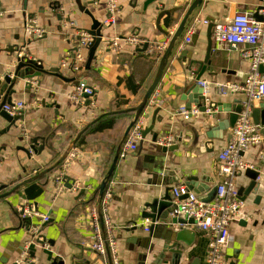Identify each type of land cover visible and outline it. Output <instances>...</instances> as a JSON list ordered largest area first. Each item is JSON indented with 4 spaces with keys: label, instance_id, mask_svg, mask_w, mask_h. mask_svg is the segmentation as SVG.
I'll return each mask as SVG.
<instances>
[{
    "label": "crops",
    "instance_id": "obj_1",
    "mask_svg": "<svg viewBox=\"0 0 264 264\" xmlns=\"http://www.w3.org/2000/svg\"><path fill=\"white\" fill-rule=\"evenodd\" d=\"M146 1L119 0L116 23L105 24L107 1L81 0V4L104 25L96 59L87 68L89 47L82 48L84 60L75 71L77 38L79 33L92 26L91 17L80 9L77 0H0V73L13 67L19 50L42 62L43 69L50 72L35 78L30 88L24 81L14 87L12 102L22 100L27 107L23 119L18 121L19 126H13L0 137V147L4 146L0 152V184H7L10 189L20 177L52 166L68 150L78 133L88 127L82 135L85 138L83 145L75 144L71 150L74 156L39 181L44 192L38 197L37 206L23 200L17 192L0 197V264H14L19 260L22 264H55L60 260L65 264H110L109 255L102 257L91 247L94 232L90 214L93 208H99L100 185L134 117L133 112H110L137 106L159 66V60H152L154 55L137 51V45L127 39L134 34L147 41L166 39L157 28L159 12L156 6L172 9L183 5L179 0H157L144 8ZM204 2L194 10L176 42L175 53L169 56L168 66L154 94L156 104H148L144 110L143 115H150L143 118L145 127L152 124L151 117L157 107L161 108L157 115L161 122L156 121L152 131L142 136L137 150L124 158L119 157L107 184L114 190L110 214L122 264H208L211 248L205 232L189 225L193 231L188 237L191 243L182 248V254L174 255L166 250L169 243L164 235L179 225H161L151 235L146 226L152 221L142 216L145 203L155 197H168L172 201V189L179 183L186 184L199 196L207 194L219 183L218 155L233 132V128L218 127V121L228 119V113L219 112V108H230L240 101L244 104L247 101L242 92L224 94L219 88L221 83H244L250 63L242 56V47L217 48L213 41L210 62L206 64L201 80L210 85L207 103L215 102L217 109L200 110L190 120L176 113L182 105L197 107L189 100L190 96L191 100L196 99L194 90L188 93L194 86H201L194 79L200 65L191 61H203L208 50V25L203 23L197 26L192 41L181 49L192 19L200 16L228 22L236 12H254L261 4V0ZM188 7L173 12L171 25L167 23V15L162 17L161 27L176 32ZM30 17L36 18L46 29L44 37L25 34L26 20ZM116 38L120 47L113 50L110 45ZM55 72L69 81L59 78ZM82 79L95 88L89 105L87 100L81 105L70 98ZM263 103H255L254 107L259 108ZM105 114L111 115L102 118ZM97 117L99 120L114 118L115 124L112 128L92 132L91 127L99 122L92 124ZM5 124L3 119L0 120V128ZM154 132H160L159 138L173 136L171 144H176L177 149L161 152L163 146L153 141ZM32 137H37L38 142L46 146L38 148V153H32L29 158L23 148ZM242 156L252 168L260 171L261 186L257 192L242 199V214L246 218L234 221L230 226L231 242L225 250L227 264H264V144L249 147ZM67 161L66 184L69 181L73 187L65 184L66 188L59 191L56 177ZM250 182L244 171L236 180L238 191L246 190ZM9 189L1 191L0 196ZM23 206H27V210L21 216ZM45 214L50 220L42 224L41 216ZM164 214L168 215L169 209ZM25 217H30L32 223ZM40 224L41 234L33 238L31 229Z\"/></svg>",
    "mask_w": 264,
    "mask_h": 264
},
{
    "label": "built area",
    "instance_id": "obj_2",
    "mask_svg": "<svg viewBox=\"0 0 264 264\" xmlns=\"http://www.w3.org/2000/svg\"><path fill=\"white\" fill-rule=\"evenodd\" d=\"M108 15L105 24L116 23V16L120 10L119 0H106ZM186 7L190 6L194 0H179ZM226 1V0H224ZM260 14L263 18L257 19L255 13ZM209 25L210 21L200 16L194 17L190 25L187 27L185 40L181 45L184 49L188 43L192 41L193 35L197 31L200 24ZM25 34L28 37L42 38L46 34V29L39 25L34 17L26 20L24 27ZM175 30L170 31V36L160 42L152 41L149 50L150 55L160 57L169 45L170 38L174 35ZM77 38L78 49L76 54V62L73 69L78 71L80 64L84 60L82 48H88L92 36L84 31L79 33ZM214 44L217 48H241L242 56L250 63V71L243 84L237 83H221L219 88L222 93L242 92L246 94L247 101L243 111L233 128L232 137L226 144L224 149L219 153V175L221 180L217 184V195L215 199L209 203L200 200L195 192H192L184 183H179L172 189L173 207L170 213L171 217L192 219L194 222L191 226L195 229L205 232L210 240L211 252L208 257V264H227L225 254L226 247L231 242L230 226L234 221L246 218L242 214L244 201L240 198L236 180L247 168L253 166L246 162L242 156L251 146H259L264 144V127L256 123L253 116L254 104L264 101V0H261L259 8L254 12L238 11L228 22L218 21L214 24L212 30ZM127 41L135 45H142L146 40H142L137 35L128 37ZM120 47L119 39L116 38L110 48L118 50ZM25 54L20 53V56ZM28 58H32L25 54ZM65 65L66 62H63ZM33 83V81H31ZM206 95L210 85L207 81H199ZM95 94V88L87 84L82 79L75 86L74 91L70 94V98L78 104H84L87 100L86 96L91 99ZM155 94V93H154ZM153 96L149 100V104H156V98ZM207 96V95H206ZM208 101V99H207ZM26 103L22 100L13 102L5 106V110L11 115H24ZM210 111V110H209ZM200 112L198 107H188L182 105L176 111L178 116L185 120H190L197 116ZM143 116L131 128L126 140L124 141L120 156L126 157L131 151L138 149V142L142 138L144 128ZM27 137V136H26ZM173 136H163L158 143L161 145H170ZM73 151L70 152L67 159L73 157ZM68 161L62 168L60 174L56 177L59 191L66 187V170ZM113 186H106L101 198L99 208L91 210V225L94 232V241L91 245L100 256H110L113 264H122L119 251L118 241L115 236V224L110 214V204L113 200ZM25 214L27 206H23ZM24 214V215H25ZM42 224L49 222L50 216L42 215ZM146 230L149 231L151 225H157L160 222H148ZM42 224L31 229L33 238L39 236L42 230ZM22 264L21 260L17 261Z\"/></svg>",
    "mask_w": 264,
    "mask_h": 264
},
{
    "label": "water",
    "instance_id": "obj_3",
    "mask_svg": "<svg viewBox=\"0 0 264 264\" xmlns=\"http://www.w3.org/2000/svg\"><path fill=\"white\" fill-rule=\"evenodd\" d=\"M157 0H147L144 4V8H146L148 5L152 4L153 2H156ZM77 2L80 5V9L82 11H84L86 14H88L91 19H92V26L89 30H87V32L92 36V41L89 45V54H88V60H87V68H89L92 64V62L96 59V51L98 46L101 43L102 40V33L101 30L103 28L104 23H102L101 21L97 20L93 14L85 7L81 4V0H77ZM206 2L208 3L209 0H206ZM204 0H194L192 2V4L187 8V10L185 11V14L176 30V32L174 33V35L170 38V42L168 47L166 48L165 52L161 55V57H155L152 60L153 61H158L159 60V66H158V70L157 73L154 77L153 82L150 84V86L147 88L141 102L134 107L131 108H127V109H123V110H119V111H113L110 113H129V112H133L134 113V117L131 120L130 124L128 125L125 134L120 142V145L118 147L116 156L114 158V161L106 175V177L104 178V180L102 181L100 188H99V195L100 198H102L103 193L106 189V186L111 178V176L113 175V172L116 168L118 159L120 157V151H121V147L124 143V141L126 140L131 128L136 124V122L140 119V117H146L149 118L150 115L149 114H145L144 110L145 108L148 106L149 104V100L150 98L153 96V94L156 91L157 86L159 85L160 81L163 78L164 72L166 67L168 66V62H169V56L171 54L175 53V47H176V42L177 40L181 37L182 33L185 31L186 26L191 18V15L193 14L194 10L197 8H200L203 4H204ZM185 10V6L182 5L181 7H177V8H172V9H165L162 8L160 6H156V10L159 12L158 13V17H157V28L158 30L165 35V37H169L170 36V32H168L166 29H163L160 25L161 19L162 17L167 15L168 17L172 18V14L175 11H180V10ZM255 17L257 19H262L263 16H261L260 14L255 13ZM210 21L209 25H208V37H209V43H208V50H207V55L205 57V59L203 61H198L197 60H192L191 63H198L200 65L199 70L196 72V76L194 79H196L197 81L201 80V76L204 73V71L206 70V64H209L210 62V57L213 51V40L211 39L212 36V30H213V26L216 22H218L217 20H214L211 17L206 18ZM152 41H147L144 42L142 45H137V51L143 53V52H148V56L149 54V50L150 47L152 45ZM78 49V48H77ZM23 50H19V54L16 57V60L13 64V67L10 70H5L4 72L0 73V120H4L7 124H5V126L3 128H0V137L6 133L9 132V130L13 127L16 126L18 127V121L23 119V115H11L10 113H8L5 110V106L6 105H10L12 104V97L11 95L13 93H15V85L20 83L21 81H24L25 85L27 88L32 87V83L31 81H34L35 78L40 77L43 73H50L47 70L43 69L42 66V62H40L39 60H36L34 58H28L25 54L20 56V53ZM182 57V56H180ZM261 70L264 71V67H261ZM54 71V70H53ZM56 76H58L59 78H63L64 80H67V78H64L61 74L55 72L54 73ZM69 81V80H67ZM194 90V94H195V100H191V96L189 97V100L191 101V103L195 102L197 104V107H199V109L201 111H207L208 109L211 110H215L217 109L218 105L215 102H211V104L207 103V99L208 96L204 95L203 92V88L201 86H194L193 88H191L190 92L188 93V95L191 93V91ZM87 98V104L89 105L91 103V99L89 98V96H86ZM244 103H242V101L236 103L234 106L229 107H225L223 108H219V112H226L228 113V119H224L221 121H218V127L219 128H234L240 113L243 111L244 109ZM161 111L160 107H157L152 115V124L150 126H147L145 128H143L142 131V136H146L150 131H152L156 121L161 122V119L159 118L157 120V115L158 113ZM214 116L216 117L217 114H214ZM253 116H254V120L256 123L261 124L264 126V103L260 105L259 108L254 107L253 110ZM100 117V116H99ZM97 117L93 122H97L100 118ZM88 129V127L84 128L83 130H81L78 135L76 136V138L74 139V141L72 142L71 146L68 148V150L50 167L42 170V171H38V170H33L30 174H27L25 177L23 178H19L17 179V181L19 182H15V184H12V188L9 189V185L7 184H0V192L6 189L7 192L1 194L0 197H7L10 196L11 194L14 193H18V195L26 201L29 202H33L35 206H37L38 204V197H40V195L44 192L43 189V185L39 182L43 177H45L47 174H49L51 171L55 170L57 167H60L61 164H63L66 159L68 158L72 148L74 147V145L77 143V141L81 138V136L83 135V133ZM159 135L160 132H154L153 135V141L157 142L159 141ZM44 141L46 142V138L44 139ZM46 144H40L38 142V138L37 137H32L31 139H29L28 145L27 147H24L23 150L26 152V154L28 155L29 158L32 157V153L37 154L38 153V148L43 149L45 148ZM163 147L161 148V152L166 153L169 151H174L177 149V145L176 144H171V145H162ZM4 149V146L0 147V152ZM0 162H1V157H0ZM245 174L248 178H250L251 182L248 185V187L246 188V190L240 189L238 191L239 196L241 199H245V197L251 193L257 192L261 186V183L259 181V177H260V171L254 169V168H247L245 170ZM69 188L73 187V184H71L69 181H67L66 184ZM217 185L215 187H213L212 189H210V191L205 194V195H201L200 200L209 203L211 201H213L217 195ZM259 198V197H258ZM172 201H169V198L166 197L165 199H160L159 197H155L152 201L145 203V210L142 213L143 218H147V219H151V221L154 223L157 220L160 222L159 224H153L149 227V231L152 234L156 233L158 228L161 225H167L168 227V223L171 225H179L178 228H176L175 230H167L168 234L164 235L166 236L165 238H167L168 240V245L166 246V250L171 252L172 254H182V250L184 248H186L187 245H190L191 242H189L188 237H190L191 234H193V231L189 229V225L193 224V220L192 219H185V218H178V217H171L170 213L173 207V196L171 198ZM167 209H169V214H164ZM25 214V209L24 207L21 208L20 210V215H24ZM25 220H28L29 223L31 224V218L30 217H25ZM183 248V249H182ZM55 264H65L64 261L60 260V261H56L54 262ZM14 264H18L17 261ZM110 264L112 263V260L110 259Z\"/></svg>",
    "mask_w": 264,
    "mask_h": 264
},
{
    "label": "trees",
    "instance_id": "obj_4",
    "mask_svg": "<svg viewBox=\"0 0 264 264\" xmlns=\"http://www.w3.org/2000/svg\"><path fill=\"white\" fill-rule=\"evenodd\" d=\"M173 22V19L171 18V17H168L167 18V23H168V25H171V23ZM132 86V85H131ZM134 88V90L136 91L137 90V87H133ZM109 115H111V114H105V115H103L102 116V118L103 117H106V116H109ZM101 118V120H99V122L97 123V122H95V123H97V124H95L93 127H91V131L92 132H96V131H103V130H105V129H109V128H112L113 126H114V124H115V121H114V118H108V119H102ZM94 124V123H93ZM82 137V136H81ZM84 137H82V138H80L78 141H77V146H81V145H83V143H84ZM63 164H61L60 165V167L62 166Z\"/></svg>",
    "mask_w": 264,
    "mask_h": 264
}]
</instances>
